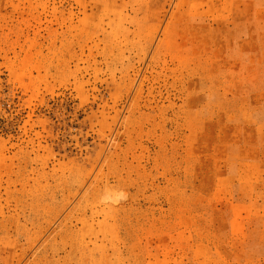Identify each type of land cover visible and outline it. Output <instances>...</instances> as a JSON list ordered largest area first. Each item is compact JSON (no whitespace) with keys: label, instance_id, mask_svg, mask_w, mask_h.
I'll use <instances>...</instances> for the list:
<instances>
[{"label":"rangeland","instance_id":"1","mask_svg":"<svg viewBox=\"0 0 264 264\" xmlns=\"http://www.w3.org/2000/svg\"><path fill=\"white\" fill-rule=\"evenodd\" d=\"M0 264H264V0H0Z\"/></svg>","mask_w":264,"mask_h":264},{"label":"clouds","instance_id":"2","mask_svg":"<svg viewBox=\"0 0 264 264\" xmlns=\"http://www.w3.org/2000/svg\"><path fill=\"white\" fill-rule=\"evenodd\" d=\"M119 198H121V199L124 198V194L121 193Z\"/></svg>","mask_w":264,"mask_h":264}]
</instances>
